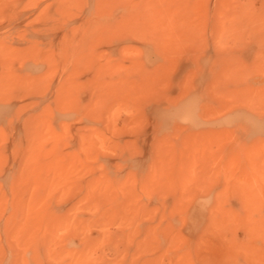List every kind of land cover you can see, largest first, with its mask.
<instances>
[{"label":"rangeland","instance_id":"rangeland-1","mask_svg":"<svg viewBox=\"0 0 264 264\" xmlns=\"http://www.w3.org/2000/svg\"><path fill=\"white\" fill-rule=\"evenodd\" d=\"M0 264H264V0H0Z\"/></svg>","mask_w":264,"mask_h":264},{"label":"bare ground","instance_id":"bare-ground-1","mask_svg":"<svg viewBox=\"0 0 264 264\" xmlns=\"http://www.w3.org/2000/svg\"><path fill=\"white\" fill-rule=\"evenodd\" d=\"M255 122V121H254ZM256 124V123H255ZM257 125V124H256ZM256 125H254V126H256ZM258 126H260V125H258ZM257 127V126H256ZM48 223V222H47Z\"/></svg>","mask_w":264,"mask_h":264}]
</instances>
